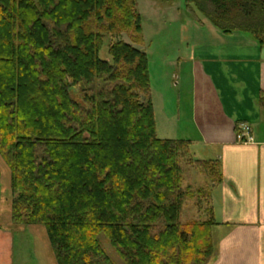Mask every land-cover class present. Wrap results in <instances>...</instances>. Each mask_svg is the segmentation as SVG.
I'll list each match as a JSON object with an SVG mask.
<instances>
[{"label":"trees","instance_id":"trees-1","mask_svg":"<svg viewBox=\"0 0 264 264\" xmlns=\"http://www.w3.org/2000/svg\"><path fill=\"white\" fill-rule=\"evenodd\" d=\"M185 2L196 22L199 12L264 47V0ZM122 34L143 45L138 0H0V155L13 221L43 226L57 264H115L101 238L125 264H210L211 191L208 219L183 224L191 142L158 137L147 54L117 41L101 57ZM194 165L209 189L222 183L220 162Z\"/></svg>","mask_w":264,"mask_h":264},{"label":"crops","instance_id":"crops-1","mask_svg":"<svg viewBox=\"0 0 264 264\" xmlns=\"http://www.w3.org/2000/svg\"><path fill=\"white\" fill-rule=\"evenodd\" d=\"M189 26L179 44L187 41L186 49L162 57H174L183 77L177 99L190 125L177 141L203 149L195 160L222 167V183L210 187L217 223L210 264H264V47L251 34L222 33L205 17ZM245 125L250 143L237 139ZM11 177L0 155V264H20L18 239L32 245L36 264H57L43 226L14 223Z\"/></svg>","mask_w":264,"mask_h":264},{"label":"rangeland","instance_id":"rangeland-1","mask_svg":"<svg viewBox=\"0 0 264 264\" xmlns=\"http://www.w3.org/2000/svg\"><path fill=\"white\" fill-rule=\"evenodd\" d=\"M138 11L142 17L143 45L134 43L132 34H122L115 39L110 36L103 46L101 57L109 60L110 44L117 41H123L147 54L151 79V99L158 123L157 135L161 139L181 140L189 131L190 124L187 122L186 111L180 106L177 99L183 80L181 70L175 66L176 64L172 65L171 61L175 62L173 58L180 52L179 50L186 49L187 41L183 42L181 48L179 44L183 37L188 40L191 35L189 24L193 18L187 11L185 0H138ZM197 15L203 17L199 12ZM164 50L166 56L172 54L174 57L164 59L162 57ZM179 85L180 87H178ZM74 97L79 99L77 93H74ZM202 150H193L182 160L183 189L187 192L191 191V197L188 195L182 212L181 222L183 224L194 221L203 222L208 219L207 210L210 206L204 198L205 193L209 194L211 191L209 189L210 182L194 165L193 157H203ZM101 242L115 264H125L106 239L101 238ZM16 254L20 264L23 261L25 264H36L32 245L26 242L23 245L21 239H18Z\"/></svg>","mask_w":264,"mask_h":264},{"label":"built area","instance_id":"built-area-1","mask_svg":"<svg viewBox=\"0 0 264 264\" xmlns=\"http://www.w3.org/2000/svg\"><path fill=\"white\" fill-rule=\"evenodd\" d=\"M237 139L241 143H250L251 141H253L251 137V128L245 125L242 132L237 135Z\"/></svg>","mask_w":264,"mask_h":264}]
</instances>
